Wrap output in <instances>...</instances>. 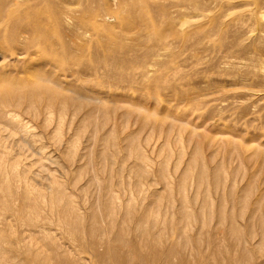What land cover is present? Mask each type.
Returning a JSON list of instances; mask_svg holds the SVG:
<instances>
[{
  "label": "rangeland",
  "instance_id": "1",
  "mask_svg": "<svg viewBox=\"0 0 264 264\" xmlns=\"http://www.w3.org/2000/svg\"><path fill=\"white\" fill-rule=\"evenodd\" d=\"M8 1L0 264H264V0Z\"/></svg>",
  "mask_w": 264,
  "mask_h": 264
},
{
  "label": "bare ground",
  "instance_id": "2",
  "mask_svg": "<svg viewBox=\"0 0 264 264\" xmlns=\"http://www.w3.org/2000/svg\"><path fill=\"white\" fill-rule=\"evenodd\" d=\"M8 6H9L8 0H0V10H5ZM26 93L27 90L24 91V94L20 90H15V91L11 90L8 93H6L7 95H4V99H6L5 97L7 96L13 97L18 95L23 97L24 95H26ZM202 171L203 170H201V173ZM88 251L91 254V256L96 258L95 261L97 260V264H190V262L188 261L190 257L188 256L189 257L188 259L187 254L185 255V253H183L184 256L177 255L176 252L179 251L176 250L174 247H171V249L165 251V250L155 249L152 247H148L145 249L140 245L137 247L134 246V248H127V249H123L122 246L121 247L114 246V247H105V249L102 252H99L96 249V247L92 245L91 247H89ZM243 251H245V249H243ZM201 264L203 263L201 262Z\"/></svg>",
  "mask_w": 264,
  "mask_h": 264
}]
</instances>
